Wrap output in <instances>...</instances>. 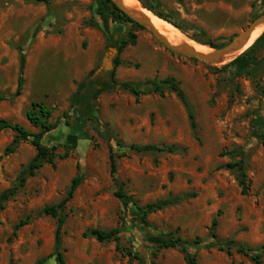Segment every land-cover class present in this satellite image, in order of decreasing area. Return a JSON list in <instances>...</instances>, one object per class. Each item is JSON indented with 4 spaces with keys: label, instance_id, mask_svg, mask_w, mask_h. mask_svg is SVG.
Listing matches in <instances>:
<instances>
[{
    "label": "rangeland",
    "instance_id": "rangeland-1",
    "mask_svg": "<svg viewBox=\"0 0 264 264\" xmlns=\"http://www.w3.org/2000/svg\"><path fill=\"white\" fill-rule=\"evenodd\" d=\"M48 1L0 0V120L36 134L40 128L26 113L42 104L50 117L40 122L56 128L41 144L65 155L27 177L0 210V264H57V218L42 211L62 202L76 176L81 183L73 198L64 212L57 211L65 216L58 249L64 264H186L179 249H158L146 241L168 234L188 242L200 239L197 249H189L197 264H264V40L252 55L254 63L239 71L228 66L231 62L209 65L177 54L123 19L107 16L105 28L99 0ZM144 2L189 37L215 46L228 44L264 13V0ZM126 4L134 7L129 0ZM131 35L134 44L118 53ZM111 50L117 52L112 64L119 60L113 78L109 71L99 73ZM20 55L24 84L14 96ZM167 79L178 86L185 104L163 84ZM147 82L157 83L159 92L146 87L136 97L120 87ZM13 137L11 130L0 133V195L18 184L35 155L30 141L6 152ZM146 145L159 150H131ZM236 162L243 165L245 195L237 172L222 168ZM118 188L139 208L174 203L143 216L132 204L122 205L115 196ZM213 220L217 226L211 230ZM115 228L130 257L114 242L83 236ZM238 246L251 251L239 253Z\"/></svg>",
    "mask_w": 264,
    "mask_h": 264
},
{
    "label": "trees",
    "instance_id": "trees-1",
    "mask_svg": "<svg viewBox=\"0 0 264 264\" xmlns=\"http://www.w3.org/2000/svg\"><path fill=\"white\" fill-rule=\"evenodd\" d=\"M39 3H44L46 5L49 4L48 0H34ZM138 2L141 4L142 7L153 13L157 18L164 20L171 24L174 28L179 30L183 35L186 37L194 40L195 42L201 44V45H207L210 48L213 49H218L221 48V46H215L210 43H202L200 41H197L191 37L182 29L180 28L177 24L173 23L170 21V19L161 13H158L155 11V9L148 5L147 3L144 2V0H138ZM99 10H98V16L100 20L102 21L103 25L105 28H107L108 25V17L111 16L113 21L117 20H125L129 23L134 24L135 26H138L135 24L129 17H127L125 14H123L121 11L116 9L114 6L113 2L111 0H99ZM255 18V17H254ZM253 18V19H254ZM139 27V26H138ZM235 37V36H233ZM264 40V32L254 41V43L246 50L244 51L239 57H237L235 60H233L228 66L235 67L239 71H244L247 70L253 63H254V58L252 57L255 49L257 46ZM135 42V37L130 36L129 41H122L118 47L117 51L120 53L122 49H124L129 43L134 44ZM113 65H114V70L109 72V76L113 78L114 73H115V67L119 65V60L115 58L113 60ZM24 66H25V58L23 55H20L19 59V75L17 79V87L15 90V95L14 96H19L21 94L23 84H24V79H23V71H24ZM163 84L168 86V88L176 94V96L181 100L182 103L185 104V99L178 88V86L171 80L167 79L163 81ZM83 86V85H81ZM121 88L124 90H127L131 92L134 96H138L140 93V90L145 89L148 87V92H159L160 86L157 83L154 82H147L145 85H141L139 88H136L134 86H131L129 84H122L120 85ZM98 92L96 93V95ZM3 98L0 96V101H2ZM35 111L37 112V117H35ZM50 117V111H48L42 104H33L31 106V109L26 113V119L33 124L35 127H39L40 131L36 134L29 133L27 132L23 127L19 125H14L9 122H6L4 120H0V133L4 130H11L14 133L13 140L11 142V145L7 148L6 152L12 153L14 152L16 146L18 145L19 142L21 141H30L31 146L35 150V155L33 159L26 165L25 169L20 173L18 177V184L6 191H4L0 195V210L3 209L4 204L9 201L11 198H13L20 189L24 187L25 180L27 177L34 176L37 170H39L43 164H48L53 166L54 160L56 158L59 159H64L65 155H56L54 153L53 149H47L41 144L42 138L45 134L55 130L56 126L55 125H48L43 122H40V119H48ZM190 119L192 118L191 115H189ZM131 150L136 151L138 153L142 152H152V151H157L159 150L155 146H150L146 145L143 147H131ZM222 168L226 170L233 171L235 170L237 172L236 175V181L238 186L240 187V193L241 195H245L247 192V186H246V176L243 170V165L242 162H236V163H227L222 166ZM110 172L111 176L116 172V165L114 161V157L110 155ZM81 183V177L76 176L71 184L68 192L66 193L65 198L62 200V202L57 206V207H51V208H45L42 211V214L47 215V216H52L53 218H57V226L55 230V245H56V251H55V256H56V262L57 264H64L63 256L59 252V243H60V234H61V229L63 227V224L65 222V216L63 215H58L57 211L64 212L65 207L67 203L73 198V194L75 190L78 188V186ZM115 184H117V181H114ZM115 196L121 201L122 205L124 207H127L129 204H132L138 211L142 212L143 216H146L151 213H155L157 211H160L164 209L167 206H170L174 203V200H164V201H158L153 204L146 205L143 208L137 207L136 203L131 201V198L126 195V193L121 189L118 188V190L115 192ZM27 220L25 221H20L16 226L15 230H18L22 226H25L27 224ZM217 226L216 220H213L211 222V230H213ZM84 237L86 236H91L94 238L97 242L99 243H108V242H114L115 243V248L117 251H120L123 256L130 257L131 253L125 251L119 244L120 240V230L118 228L109 230V231H100V230H90L88 233L83 234ZM212 239H216V236L212 234ZM146 241L154 245L158 249H179V251L184 255V259L186 264H197L196 257L194 254L189 253L190 248L197 249L201 245L200 239H195L193 242H188L182 240L180 237L175 236L173 234H168L165 236H148ZM232 244V242H231ZM237 250L239 253L245 254L246 252L251 251V249L245 250L243 247L238 246ZM261 250L264 251V246L261 247ZM228 255H230V252H227ZM136 258V257H134ZM258 257H254V261L257 260ZM37 264H44V261H39Z\"/></svg>",
    "mask_w": 264,
    "mask_h": 264
},
{
    "label": "water",
    "instance_id": "water-1",
    "mask_svg": "<svg viewBox=\"0 0 264 264\" xmlns=\"http://www.w3.org/2000/svg\"><path fill=\"white\" fill-rule=\"evenodd\" d=\"M111 1L113 2L116 9H118L123 14H125L127 17H129L137 25L148 30L150 34L153 35L157 39V41L161 45L166 47L167 49L177 54H180V55H183L189 58L197 59L209 65H219V64L225 65V64L232 62L234 59L239 57L242 53L227 63H224L222 61L223 56L230 52L241 50L250 40L254 30L260 26L264 27V13H262L259 16H257L251 23H249L244 29H242L228 44H226L225 46L219 49L212 50L209 53L203 54V53H199L198 51H196L192 46H190L187 43L171 45L168 42V40L154 28L151 21L146 16L142 14H138V13H132L131 11H128L127 9H125L123 7V0H111ZM114 53H117L116 50H111L110 53L103 58L99 73H106L108 71L111 72L113 70V64H112L111 59ZM106 60L109 63H105Z\"/></svg>",
    "mask_w": 264,
    "mask_h": 264
},
{
    "label": "bare ground",
    "instance_id": "bare-ground-1",
    "mask_svg": "<svg viewBox=\"0 0 264 264\" xmlns=\"http://www.w3.org/2000/svg\"><path fill=\"white\" fill-rule=\"evenodd\" d=\"M129 1L132 3V5L134 7H131V5L129 6L128 4H126V0H123V7L125 9H127L128 11H131L132 13H137L138 12V6H139L137 0H129ZM139 7L141 8V12H139L138 14H142V15L146 16L151 21L154 28L161 35H163L171 45H178L180 43H187L190 46H192L199 53L204 54V53L210 52L208 48L201 46V45H198V44L188 40L184 35H182V33L179 30L174 28L168 22L157 18L156 16H154L149 11L143 9L141 6H139ZM263 31H264L263 26L256 28L254 30L250 40L248 41V43L241 50L230 52V53L224 55L222 58V61L224 63H227V62L231 61L232 59L236 58L238 55H240L244 51H246V49L249 46H251V44L261 35V33ZM105 63H109V62L106 60Z\"/></svg>",
    "mask_w": 264,
    "mask_h": 264
}]
</instances>
